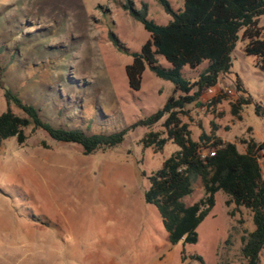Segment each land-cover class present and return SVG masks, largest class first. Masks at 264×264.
Wrapping results in <instances>:
<instances>
[{
	"label": "rangeland",
	"instance_id": "374dc122",
	"mask_svg": "<svg viewBox=\"0 0 264 264\" xmlns=\"http://www.w3.org/2000/svg\"><path fill=\"white\" fill-rule=\"evenodd\" d=\"M170 1L183 8L184 0ZM126 5H146L158 23L171 19L158 0H0V114L7 109L5 88L55 126L87 132L118 131L161 108L173 92L170 80L148 67L141 89L129 86L130 52L139 51L150 34ZM259 25L264 36V14ZM111 33L128 52L114 44ZM244 47L240 39L230 70L213 92L204 93V104H189L181 114L195 140L217 135L241 151L245 140H264V117L255 112L256 104L264 107V70ZM159 61L170 66L162 56ZM207 64L185 66L183 74L196 79ZM238 80L252 99L241 117L232 110ZM162 129V121L138 126L121 144L91 154L33 126L25 128L24 145L6 139L0 151V264H200L193 254L205 264H245L241 248L254 229L252 213L228 206L222 190L198 226L197 243L169 241L157 207L144 198L148 175L178 149L172 140L161 150L144 147L142 137ZM260 155L264 173V150ZM203 196L198 181L184 200L191 204Z\"/></svg>",
	"mask_w": 264,
	"mask_h": 264
},
{
	"label": "trees",
	"instance_id": "16d2710c",
	"mask_svg": "<svg viewBox=\"0 0 264 264\" xmlns=\"http://www.w3.org/2000/svg\"><path fill=\"white\" fill-rule=\"evenodd\" d=\"M158 2L171 16L167 23L150 18L146 5L141 9L126 5L150 36L139 51L130 52L132 61L125 70L133 90L141 89L143 74L148 67L157 76L174 84L173 92L161 108L118 131L87 132L81 127L55 126L42 118L34 104L5 88L7 109L0 114V151L10 137H16L18 143L24 145L28 139L25 128L33 126L44 130L53 140L80 145L84 154H91L100 148L121 144L127 132L138 126L152 127L162 121L163 129L148 131L141 142L144 147L161 150L168 140H172L178 149L148 175L150 184L144 198L157 207L169 241L172 244L197 243L198 226L210 214L216 204V193L222 190L228 196V206L233 204L235 209L245 207L251 211L254 229L243 237L241 251L245 264H261L264 173L260 152L264 150V140H245L244 151L235 142L217 135L202 134L195 140L181 114L186 113L189 104H204L201 99L207 89L216 86L221 74L230 70L232 52L240 39L245 41L246 54L255 56L264 70V36L263 27L259 25V17L264 14V0H184L181 9H175L170 0ZM111 38L120 50L129 51L112 33ZM159 56L164 57L170 66L160 64ZM204 61L208 64L196 79L183 74L185 66L194 69ZM237 90L240 95L232 103V110L241 117L240 110L252 99L240 80L237 81ZM220 100V97L214 98L212 104ZM12 104L24 114L15 112ZM255 112L264 117V107L260 104H256ZM42 144L47 147L45 141ZM198 181L204 187V196L187 204L184 198L194 191ZM191 258L205 264L199 254H193ZM185 259L183 251L182 261Z\"/></svg>",
	"mask_w": 264,
	"mask_h": 264
},
{
	"label": "built area",
	"instance_id": "2783aa9c",
	"mask_svg": "<svg viewBox=\"0 0 264 264\" xmlns=\"http://www.w3.org/2000/svg\"><path fill=\"white\" fill-rule=\"evenodd\" d=\"M214 88H215V86H214V87H210V88H208V89H207V92H209V93H210V92H213V91H214ZM211 154H213V152H211Z\"/></svg>",
	"mask_w": 264,
	"mask_h": 264
}]
</instances>
